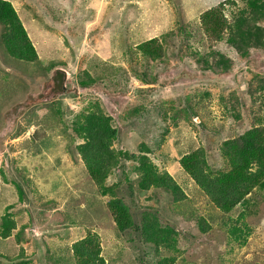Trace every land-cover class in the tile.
<instances>
[{
    "label": "trees",
    "instance_id": "16d2710c",
    "mask_svg": "<svg viewBox=\"0 0 264 264\" xmlns=\"http://www.w3.org/2000/svg\"><path fill=\"white\" fill-rule=\"evenodd\" d=\"M221 1L217 0L214 7L199 17L202 29L198 32L192 31L190 39L181 45H162L160 39L156 37L154 29H150V32L143 29L146 23H142L134 29L133 23L137 19V12L130 11L133 9H128L127 5L125 9H122L125 6L124 2L122 5L118 4L111 8L107 6L108 14L105 15V20L110 31H105L102 35H105L108 40L110 39L108 37H111L113 41L111 42L114 45H111V49H102L107 61L95 64L94 70L97 78L103 82L109 78L110 86L113 82V84L125 87L126 83H131L132 79L142 83L147 82L146 84L149 86L147 89L131 87L129 84L130 89L143 98L149 91L155 90L148 81V77L151 73L155 74V69L160 65H167V59H171L170 57L174 61L179 60L182 63L190 57H199L196 59V69L203 74L211 73L213 78L230 74L240 67V70L250 69L251 63L248 59L251 58L253 51L254 54L259 52L264 56V0ZM127 4L129 5V1ZM50 11L52 12L50 18L52 25L65 19L70 21V25H74L75 18L78 17V14L74 15V10L68 14V17L63 11L51 9ZM54 12L63 14L57 15ZM24 15L29 18L27 13ZM153 15L144 14V19L148 22L155 18ZM73 16L74 20L71 21L69 18ZM39 20L41 21V18ZM156 25L162 29L160 20L159 22L157 20ZM0 28L3 31L1 33L3 45L0 46L4 49L5 54L18 62L35 65L38 61L37 48L26 29L23 17L19 16L10 0H0ZM49 28V24L45 22L43 30L47 32ZM108 28L105 27L104 30ZM141 31L147 33H141ZM79 32L83 33V27H79ZM69 33L74 34V32ZM161 34L160 37L164 39V42H168V39L172 41L173 37L174 40L178 33H173L169 29L164 32L162 29ZM210 41L217 45H209V49L202 52L203 42L209 44ZM228 47H231V51L238 55L237 59H231L224 52ZM109 53H111L110 57ZM120 55H122L121 59H119ZM127 67L129 68L127 69ZM174 67L179 69L177 65ZM4 70L0 63V95H7L10 92L11 97H14L22 93L20 86L12 80V76L3 72ZM246 72L250 73V70ZM114 73H116L115 83L112 80ZM118 76H122L124 80L120 82ZM236 80L235 78L236 91H232L226 96L223 92L219 94L218 100L224 108L222 119L214 116L211 103L214 96L211 91L201 90L197 93L190 92L182 95L183 92H179L181 96L177 97L172 105L165 108L164 115L159 110L161 112L159 127L146 128L144 126V136L147 137H143L136 148L135 146H129L126 149L117 147V144L120 145L121 130H124V127L101 110L99 103H91L82 109L70 126L60 117L63 112L58 106H45L53 104H48V102L37 105L39 108L28 116L25 125L27 128L29 126L37 128L38 141L32 146L35 148L33 156L27 157L19 163H17L19 160L15 161L10 153H7L8 162L2 156L0 179L12 187L8 191H5L7 189L3 187L5 190L0 188V191L3 192L6 199L13 196L10 205L0 202V256L3 253L1 259L7 261L4 264H26L27 261L20 263L16 259L10 260L11 249H21L23 253V244L37 245L38 243L34 231L37 226V222L33 218L36 211L34 200L48 199L46 197L53 194V187L41 183L44 182L46 175L44 169H38V172L34 173L29 168L36 169L39 166L38 163L42 162L44 154L52 155L54 152H58L60 141L57 138L68 136L69 131L74 134L75 141H80V144L76 145V153L83 162L88 178L103 196L108 194L107 181L115 175L118 168H123L129 162L136 165L138 175L136 187L142 193L149 192L150 195L147 198L151 196L157 200L159 194L170 197L172 202L179 206H181V202L187 201V207H191L192 199L189 194L199 195L197 190L204 194L205 198H201L206 207L202 204L201 211L196 214L198 216L186 217L185 212L191 209L175 212L171 208L167 211L171 217L180 218L178 223L181 225L183 222L189 225L182 228L187 231L184 233L168 223L162 227V222L155 215L156 212L152 210H142V220L140 224H137L130 207L122 198L112 197L109 200L108 210L116 229V235L121 236L127 231L141 229L142 242L154 250L156 259L153 260V264H176L178 262L187 264L184 258H179V255L184 254L180 242L184 239L191 240V245H194L196 244L195 240L200 239L201 236H209L217 228L223 231L222 234L227 236V241L229 240L228 242L231 244H235L237 247L245 246L251 229L243 231L241 218L257 217L260 205L264 203V74L250 73L249 77L241 76L239 81L237 80L238 82ZM175 83H178L177 79H175ZM201 84L204 83L200 82L199 85ZM90 85L89 81L82 83L83 87ZM243 86L245 87L246 101L241 96ZM33 89L29 85V91L35 93L36 90ZM24 96L15 100L13 105H17ZM5 97H1L0 103ZM248 101L250 106H247ZM151 103L138 104L134 110L124 112L121 124L130 125L128 119L133 116H136L138 120L142 118L152 109ZM13 105L5 108L0 114V129L6 125V111ZM244 107L251 109L248 112L250 114L248 122L245 113H243ZM196 120H199V123ZM227 120L233 124L240 123L242 129L245 124L248 127H245L243 132L236 134L230 132V136L226 137L223 135L225 130L223 125ZM170 129H173V134ZM162 132H167L168 136L163 138ZM154 135L161 136L159 141H155L156 143L153 142L154 138H150ZM208 140L217 146V153L224 164L223 171L215 172L208 162ZM149 141H152L153 145ZM176 143L185 146L187 152L181 156L172 154V157L168 156L160 160L161 162L154 161L155 158H158L160 151L161 154L162 151L165 152V149L170 153L171 150L175 151ZM168 167L173 172L174 169L183 172L186 179L175 178ZM191 185L194 188H190ZM28 194L32 195L31 200H27ZM56 201L50 198L44 202L47 205H53L57 203ZM150 203L151 205L156 204L155 201ZM212 205L221 213L218 222L212 216L210 217V212L206 209L208 206L213 207ZM238 208L243 211L236 219H233L231 214ZM23 212H27L30 217L26 223L22 219ZM41 214L49 216V209ZM57 221L61 222L62 217L60 216ZM192 221L197 223L199 232L191 227ZM62 224L76 225L77 221L70 216H65ZM55 239L47 236L43 242L47 264H107L103 256L101 236L94 230H89L86 235L81 234L80 239L67 250L61 240L55 241ZM105 242L110 244V248L113 246L111 240ZM163 256L164 258H162Z\"/></svg>",
    "mask_w": 264,
    "mask_h": 264
},
{
    "label": "rangeland",
    "instance_id": "374dc122",
    "mask_svg": "<svg viewBox=\"0 0 264 264\" xmlns=\"http://www.w3.org/2000/svg\"><path fill=\"white\" fill-rule=\"evenodd\" d=\"M10 1L19 16H22L25 21L26 29L29 32L34 46L36 45L35 47L37 48L38 61L35 65L18 62L9 58L5 54L4 49L0 46V63L5 69L3 72L12 76V80L16 82L22 90V93L14 97H11L10 92L7 93V95H0V100L1 97L6 96L0 103V114L5 108L13 105L14 101L21 98L22 95L25 96L19 103L23 102L28 95L35 94L38 91L40 92L43 85L50 79L55 71L60 72L64 69L70 74L68 83L69 93L55 103L53 102L50 106H45H58L63 112L60 117L70 126L82 109L91 103H99L101 110L105 111V113L112 117L119 125L124 127V130H121L120 145L117 144V147L126 149V147L135 146L136 148L142 141V138L147 137L144 136V128L159 127L161 125L159 121L161 116L160 111H162L164 115L165 108L172 105L175 99L182 94H188L190 92L197 93L201 90L211 91L214 96V100L211 102L214 116L215 118L222 119L224 108L218 100L220 92H223L226 96L230 92L236 91L235 78L239 81L241 76L249 77L250 73L259 75L264 74V56L259 52L254 54L253 51L251 58L248 59L251 63L250 69L243 68L240 70L241 67L240 69L236 68L232 73L216 78H213L211 73L203 74V72L196 69V59H199V57H190L184 63L179 60L174 61L172 57H170L171 59H167V65H160L155 69L156 73H151L150 77H148V81L153 85L152 88L155 90H153V92L149 91L143 98H140L131 90L129 84L131 87L147 89V87H149L148 84H146L147 82L142 83L132 79L131 83H126L125 87L119 84H113V82L112 86H110L109 78L106 82H103V80L100 81L97 78L94 70L95 64L107 61V57L102 52V49L108 50L111 49V45H114L111 37H108L110 38L108 40L105 35H102L103 32L110 31V28H108L109 25L105 20V15L108 14L107 6L111 8L118 4L122 5L124 2L125 6L122 9H125L127 5L128 9H133L130 11L137 12V19L133 23L134 29L138 28L140 24L146 23L143 29L148 30V32H150V29H154L156 32L155 35L160 39L162 45H181L184 41L186 42L190 39V33L192 31L198 32L202 29L201 22L198 20L199 17L207 12V10L214 7L217 0H184V2H182V0ZM128 1L129 5L127 4ZM50 9L53 11H63L67 14V17L68 14L74 10V15L78 14V17L75 18V24L70 25V21L66 19L58 21L55 25L50 24L52 23L50 19L52 12ZM25 13L29 15V18L24 15ZM54 13L57 15L63 14L62 12ZM144 14H154L153 16H155V18L147 22L144 19ZM39 18H41V21ZM73 18L74 16L69 19L73 21ZM157 20L158 22L160 20L164 32H167L169 29L173 33H178L174 40V37L172 41L166 38L168 42H164V39L160 37L162 35V29L156 25ZM45 22L50 26L47 32L43 30ZM70 27L73 28L70 29ZM79 27H83L82 34L79 32ZM105 27L108 29L104 30ZM134 29H132L133 32ZM2 32L0 28V45H3L1 42ZM69 32H74V34L72 35ZM141 33L147 32L141 31ZM189 44L192 45L190 42ZM202 45L201 51L203 52L209 49V45H217V43L213 44V42L210 41L209 44L203 42ZM222 49L224 50V47H222ZM224 52L227 53L231 59L238 58V55L234 51H231V47H228ZM110 55L111 53H109L108 56L110 57ZM121 58L122 55H120L119 59ZM174 65L179 66V69L177 70ZM128 68L129 67H127V69ZM248 70H250V73L246 72ZM144 72L146 73V71H143V73ZM117 78L120 82L124 80L122 76H118ZM131 78H133V76H131ZM175 79L178 80V83H175ZM112 80H114L115 83L116 73L112 75ZM87 81H89L91 85L83 87L82 83ZM200 82L204 84L199 85ZM29 85L34 88L33 90H36L35 93L29 91ZM244 90L245 87L243 86V93H241V96L242 99L246 101L247 97L245 96ZM179 92L183 93L179 95ZM145 102H152V109H150L146 115L139 120L136 116L130 117V119H128L130 125L121 124V117L124 115V112L127 110H134L138 104H144ZM247 106H250L249 101ZM12 107H14V105ZM38 108L37 106L33 107L13 129L7 130V124L0 129V168L2 166V156H4V154L10 153L15 161L19 160L17 163L21 162V160L23 161L27 157L30 158L33 156L35 148L32 146L38 141V134L36 133L37 128L32 126L27 128L25 125L26 121H28V116ZM250 110L251 109L247 107L243 108V113H245L244 115L247 117V122L250 120V114L248 113ZM196 122L199 123V120H196ZM224 124L225 130L223 131V135L226 137L230 136V132H232V134L235 132L236 134L237 132H243V129L248 127V125L245 124L242 129L240 123L233 124L229 120L224 122ZM17 126L19 127L17 128ZM170 132L173 134V129H170ZM162 133L163 138L168 136L167 132ZM68 136L57 138L60 141V150L58 152H54L52 155L44 154L42 162L38 163L39 166L36 169L29 168L30 171L32 170L34 173L38 172V169H44L46 175L44 177V182L41 183L47 186L52 185L53 187V194L46 198L49 200L50 198L52 200L55 199L57 203L47 205L45 202L48 199L34 200L36 211L33 214V218L34 221L37 222L34 231L37 235L35 239L38 238V243L37 245L31 243L23 244V253L21 249H11L10 260L16 259L20 263H22V261H27L26 264H47L45 244L43 245L45 237H52L53 240L56 238L55 241L61 240V243L67 250L72 247L74 242L80 239L81 234L84 233L86 235L89 230H94L101 236L103 256L107 264H153V260L156 259L154 250L142 242L143 235L141 229L132 230V232L127 231L125 234H121V236L116 235V229L108 210L109 200L112 197L122 198L130 207L132 216L137 224H140L142 220V210H152L156 212L155 215L162 222V227L168 223L173 227H177L182 233L187 232L182 230V228L189 225L186 222H183L181 225V223H178L180 218L171 217L167 211L171 208L174 209L175 212H180L182 209L185 211L186 209H191L185 212V216L190 217L195 216L201 211L200 207H202V204L206 207L201 198H205V196L197 189L199 195H191L188 193L189 197L192 199L191 207H187V201L181 202V206H179L174 204L170 197L161 196L159 194L157 200L151 196L147 198L150 193H142L138 190V187H136L138 175L136 171L137 167L133 162L125 164L123 168H118L115 175L107 181L106 190L108 194L103 196L98 192L95 184L88 178L83 162L76 153V145L80 144V141H75L74 134L70 131L68 132ZM160 137L161 136L154 135L150 138H154V141H152L156 143L155 141H159ZM152 141H149V143L153 145ZM207 142L208 162L211 168L214 169L215 172L223 171L224 164L217 153V146L209 140ZM174 146L175 151L171 150L172 152L170 153L168 151L166 152L165 149V152L162 151V154L160 151L158 155L159 159L155 158L154 161L163 160L168 156L172 157V154L181 156L187 152V148L183 145L176 143ZM168 170L175 178L186 179L183 172L177 169H174L173 172L170 167H168ZM0 175H2L1 170ZM10 187L12 186L9 184L6 185L0 179V188L2 190H11ZM190 188L194 187L191 185ZM109 189L113 190L110 192ZM5 199L3 192L0 191V202L7 205L12 204L13 196L10 199ZM31 199L32 195L28 194L27 200ZM152 201H155L156 204L153 203L151 205L150 202ZM41 203H43V205H40ZM46 209H49L50 215L48 216V214H46L42 216L41 213ZM206 209L210 212V217L212 216V218H215L218 222L221 216L220 211L215 209L214 206H208ZM21 210L23 211L22 208ZM242 211V209L238 208L231 214V217L236 219ZM60 216L62 217V221L63 218L65 219V216H70L77 221V224L63 225L62 221H57ZM29 218V214L23 212V222H28ZM210 222L215 224L213 221ZM240 222L244 232L251 229L248 242L245 246L237 247L235 244H231L228 242L229 240L227 241V236L222 234L223 231L217 228L214 232L209 234V236H201L198 240L194 239L196 243L194 245H191V240L184 239L180 242L181 248L184 249V254L179 255V258H184L187 264L202 262L205 264H264V203L260 205L257 217L247 219L242 217ZM191 227L199 232L195 221L191 222ZM109 240L113 243L111 248L110 244L105 242ZM2 255L0 256V264L7 263L6 260L1 259ZM63 257L66 256L63 255ZM162 258H164V256ZM176 264L182 263L178 262Z\"/></svg>",
    "mask_w": 264,
    "mask_h": 264
},
{
    "label": "water",
    "instance_id": "95a60500",
    "mask_svg": "<svg viewBox=\"0 0 264 264\" xmlns=\"http://www.w3.org/2000/svg\"><path fill=\"white\" fill-rule=\"evenodd\" d=\"M64 72L66 73V76H65V80H64L63 93L49 99L48 101L53 102V101L57 100L58 98H60L61 96H64L66 94L69 74L66 71H64ZM52 83H53L52 80L45 83L43 85L40 93L28 95L23 102L18 103L17 105L12 107L9 111H7V113L5 114V121L7 124V130L13 129L17 125L19 120L22 118V116L29 109L45 102L46 97L48 96V94L50 92V88L52 86ZM4 157H5V161L8 162L7 154H4Z\"/></svg>",
    "mask_w": 264,
    "mask_h": 264
},
{
    "label": "flooded vegetation",
    "instance_id": "af4514ba",
    "mask_svg": "<svg viewBox=\"0 0 264 264\" xmlns=\"http://www.w3.org/2000/svg\"><path fill=\"white\" fill-rule=\"evenodd\" d=\"M52 77L54 78L53 81V85H54V89H53V96L58 95L60 92H62V85L64 83V73L62 72V70L59 72L55 71L52 75ZM62 81V82H60Z\"/></svg>",
    "mask_w": 264,
    "mask_h": 264
},
{
    "label": "clouds",
    "instance_id": "9594fccd",
    "mask_svg": "<svg viewBox=\"0 0 264 264\" xmlns=\"http://www.w3.org/2000/svg\"><path fill=\"white\" fill-rule=\"evenodd\" d=\"M35 46H36V45H35ZM64 71H66V70L62 69V72L64 73V80H65L66 73H65ZM66 72H67V71H66ZM67 73H68V72H67ZM68 74H69V73H68ZM69 79H70V74H69V78H68V83H69ZM50 80H52V82H53V81H54V78L51 76L50 79H49L47 82H49ZM47 82H46V83H47ZM68 83H67V91H66V94H65L64 96H66V95L69 93ZM63 86H64V83H63V85H62V92H60L58 95H60L61 93H63ZM53 89H54V85H53V83H52V86H51V88H50V92H49L48 96L46 97L45 102L53 103V102H56V101L60 100L62 97H64V96H61V97L58 98L57 100H55V101H53V102H49V101H48L49 99L55 97V96H53V94H54ZM40 91H41V90H40ZM38 93H40V92L38 91V92L35 93V94H38ZM58 95H56V96H58ZM20 120H21V119H20ZM20 120H19V121H20Z\"/></svg>",
    "mask_w": 264,
    "mask_h": 264
}]
</instances>
